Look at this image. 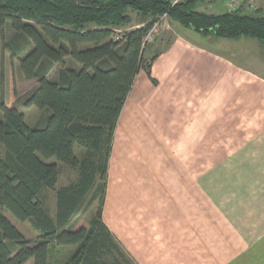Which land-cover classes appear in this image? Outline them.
Masks as SVG:
<instances>
[{
	"label": "trees",
	"instance_id": "obj_1",
	"mask_svg": "<svg viewBox=\"0 0 264 264\" xmlns=\"http://www.w3.org/2000/svg\"><path fill=\"white\" fill-rule=\"evenodd\" d=\"M143 18L142 25L113 37L114 28ZM221 38L247 36L264 43V7L255 11L205 13L192 2L172 0H0V40L17 72L37 85L22 99L5 100L0 81V264H50L52 245H71L61 264H133L101 211L113 133L136 75H150L155 53L145 59L147 36L157 16ZM13 30L5 39V27ZM79 65L67 66V60ZM57 67L56 77L50 73ZM45 110L28 126L21 107ZM85 151L77 159L75 146ZM57 162L74 166L76 177L55 192V210L45 205ZM97 201L88 226L74 229L85 203ZM28 222L31 243L6 217ZM133 262V263H132ZM135 264V263H134Z\"/></svg>",
	"mask_w": 264,
	"mask_h": 264
},
{
	"label": "crops",
	"instance_id": "obj_2",
	"mask_svg": "<svg viewBox=\"0 0 264 264\" xmlns=\"http://www.w3.org/2000/svg\"><path fill=\"white\" fill-rule=\"evenodd\" d=\"M244 1L239 9L252 11ZM204 3L226 10L224 0H198L195 7ZM243 71L177 34L151 64L157 83L144 70L136 75L113 133L101 211L135 264H264V124L246 129L247 119L264 115L260 108L248 116L245 93L225 94L240 85ZM27 82L28 91L37 85ZM126 105L143 115L134 138L157 146L162 138L161 147L175 155L157 162L160 176L139 155L126 156L128 148L141 149L119 133Z\"/></svg>",
	"mask_w": 264,
	"mask_h": 264
},
{
	"label": "rangeland",
	"instance_id": "obj_3",
	"mask_svg": "<svg viewBox=\"0 0 264 264\" xmlns=\"http://www.w3.org/2000/svg\"><path fill=\"white\" fill-rule=\"evenodd\" d=\"M187 1V0H180ZM192 2V6H196V2L198 0H189ZM173 2V0H172ZM219 2V1H218ZM213 3H204L201 6L195 7L196 10L205 12V13H213V12H223L225 11L223 7L220 8H211ZM213 11H212V10ZM131 20L128 23H123L121 26L114 28L113 37L119 38L125 31L136 25H142L143 18L137 16L134 13H131ZM144 21V20H143ZM181 26L176 20L169 18L168 16L162 15L157 16L155 18V22L153 23L152 29L147 36V46L145 50V59H149L155 53H160L165 51L171 42L176 38L177 34H182L188 38V40L192 43H196L198 46L207 49L216 56L229 60L232 64H235L242 69H246L247 72H240L241 76L239 81L240 85L234 83L235 87L230 89V93L228 94L227 89L225 90V94L228 95L231 99H238V92L246 94L247 100V111H251V113H258V110L262 108V113L264 115V80H261V75L264 78V43L259 42L255 38L241 36L239 38H221L214 36L211 33H202L192 30L191 28ZM13 34V30L9 27V24L5 27V39L8 40ZM67 66L78 68L79 65L71 62L69 59L67 60ZM223 69V68H222ZM225 69V68H224ZM223 69V70H224ZM5 72V75L2 79L3 81V93L5 96V100L10 102L15 98L18 100L22 99L23 96L27 93V89L30 87V83L20 78L19 73L17 72V62L11 61L9 58V53L5 51L0 57V75L1 72ZM57 72V67H55L50 73V77L55 79ZM145 72V71H144ZM147 74V73H146ZM259 74V75H257ZM148 75V74H147ZM2 77V75H1ZM149 80L156 84L157 80L150 77L148 75ZM217 79H221L222 81L227 78V75L218 74L216 76ZM233 78V76H232ZM231 78V80H232ZM262 78V79H263ZM226 82V80H225ZM233 82V81H232ZM230 85V84H226ZM231 86V85H230ZM239 89V91L237 90ZM1 94V92H0ZM218 98V97H216ZM262 103V105H260ZM216 103V109H217ZM23 112L25 113V122L28 126H33L36 124L38 119L42 114H45V110H40L36 106H31L29 108L21 107ZM220 111V110H219ZM219 111L217 115H219ZM248 111V116L250 115ZM257 111V112H256ZM216 115V116H217ZM143 115L141 112L135 108H129V105H126L124 108V112L120 121L119 133L124 135L125 142L128 140L135 141V144H138L141 149L138 151L137 147L133 148L134 145L131 144L132 149L128 148L126 150V156H140L143 161L147 162L146 165L150 167V170H154L156 175L160 176L161 169L157 162L160 159H164L166 161H171L174 159V154H169L165 147L162 146V142L164 139H159V145L153 144L152 140L147 138H134V133L132 132L134 129H138V124H141V117ZM263 121H259L256 118L247 119L246 126L248 133L252 130H255L260 127L261 124H264V116L262 117ZM204 124V128H206L207 123ZM221 124V123H220ZM216 125L218 123L216 122ZM222 126V125H221ZM130 130V131H129ZM205 140V139H200ZM123 148V146H122ZM155 148L158 150V153L150 154L152 151H155ZM159 149L161 152L159 153ZM75 154L77 159L80 160L82 157L85 148L82 145L75 146ZM146 152L149 154H146ZM220 156V154H216L215 157ZM160 157V158H156ZM151 158V159H150ZM51 161L56 162L59 175L56 184L53 188L44 187L40 192V196H45V205L49 210V213L53 216L55 209V192L56 190L68 183L70 180H73L76 177L77 170L74 166H69L61 162H57L55 159H51ZM109 166V162H108ZM127 168V167H126ZM125 168V169H126ZM106 176V186L110 187L108 182V175L110 173V168H108ZM91 197V193L88 194L85 203L81 206L80 210L76 214L73 227L77 229L81 226H88V222L93 214H95L97 208V201L91 202L87 205L88 200ZM6 217L17 227V229L24 235L26 239H28L31 243H34L37 239V233L31 228L28 222H19L15 220L9 213H6ZM74 246L71 245H52L49 253V261L50 264H61L65 261V259L70 255L73 251ZM126 252V251H125ZM130 257V256H129ZM131 258V257H130ZM132 259V258H131ZM133 263V262H132ZM26 264H33V260H29ZM134 264V263H133Z\"/></svg>",
	"mask_w": 264,
	"mask_h": 264
},
{
	"label": "built area",
	"instance_id": "obj_4",
	"mask_svg": "<svg viewBox=\"0 0 264 264\" xmlns=\"http://www.w3.org/2000/svg\"><path fill=\"white\" fill-rule=\"evenodd\" d=\"M180 0H173V2H178ZM225 1V6L226 10L228 11H235L240 8L241 5L245 2L244 0H224ZM248 1V6L251 8L252 11H255L257 8L256 3L254 0H247Z\"/></svg>",
	"mask_w": 264,
	"mask_h": 264
}]
</instances>
